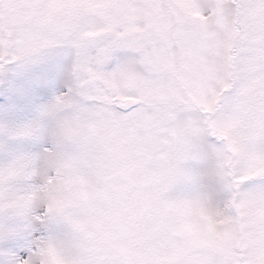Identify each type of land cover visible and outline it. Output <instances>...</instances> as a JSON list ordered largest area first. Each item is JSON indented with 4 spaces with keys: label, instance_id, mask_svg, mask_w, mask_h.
I'll list each match as a JSON object with an SVG mask.
<instances>
[{
    "label": "snow or ice",
    "instance_id": "6c2138e0",
    "mask_svg": "<svg viewBox=\"0 0 264 264\" xmlns=\"http://www.w3.org/2000/svg\"><path fill=\"white\" fill-rule=\"evenodd\" d=\"M0 264H264V0H0Z\"/></svg>",
    "mask_w": 264,
    "mask_h": 264
}]
</instances>
